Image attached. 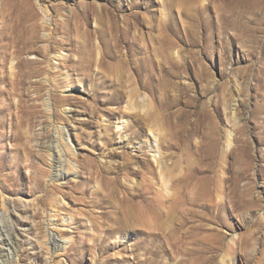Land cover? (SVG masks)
Segmentation results:
<instances>
[{
  "label": "rangeland",
  "instance_id": "1",
  "mask_svg": "<svg viewBox=\"0 0 264 264\" xmlns=\"http://www.w3.org/2000/svg\"><path fill=\"white\" fill-rule=\"evenodd\" d=\"M43 5L48 7L46 12ZM101 6L115 17L118 26L128 22L130 29L123 38L119 33V38L116 37V31L90 37L94 45L104 50L106 64L93 63L88 77L78 68L60 65L59 69H52V62L59 61L53 59L54 51L77 58L79 54L73 44L79 47L87 39L86 33L95 27V14L101 11ZM30 9L34 16L31 20L34 45L48 46L46 55L29 52L22 56L25 60H38L28 67L33 76L26 79L44 82L40 92L49 100L51 117L41 136L52 134L54 119L64 129V139L80 159L96 157L98 164L99 156H103L101 160L109 170L105 175L117 176L118 182L101 183L100 176L93 173L100 167L92 163L91 171L83 168L78 177L69 176L52 186L49 175L42 176L41 167L48 166L38 160L37 153L32 159L21 161L17 169L11 167L16 143L10 136L8 115L5 124L0 125V154L4 157L0 187L5 188H0V231L5 233L6 227L11 226L17 236L18 264H151V260L156 261L154 264H264V0H31ZM83 9L87 12L86 23L79 18ZM49 33L52 37L47 40ZM116 39L120 62L108 54L113 52ZM68 42L70 50L66 48ZM154 44L174 45L179 66L167 78L174 83L175 90L186 86L185 96L195 98L196 104L186 106L182 101L173 109H190L193 120L195 111L204 107L206 117L201 114L199 117L201 128L206 131L205 140L211 138L214 143L204 151L208 159L201 161L190 147L201 139V134L194 135L189 151L164 149L169 162L176 164L175 172L194 163L193 171H189L193 175L183 184L181 199L186 202L179 205L168 197L159 198L162 216L155 223L135 234L113 233L98 247L100 237L105 235L100 223L106 224L116 206L123 203L119 198L125 190L136 193L143 186L145 172L117 171L120 155L136 154L155 165L152 152L146 150L150 143L147 130L124 137L116 127L120 117L132 119L125 109L129 89L137 86L146 97H155L152 85L156 82L148 78L145 68L149 69V63L144 59L145 55H151L149 48ZM53 46L56 49L51 51ZM152 63L151 66L156 64ZM64 75L74 84L72 89H63ZM36 94L27 84L23 99L32 102L29 98ZM68 94L76 96L78 104L73 105L77 111L67 123L63 119L68 113L61 110L68 111L69 107L60 104V97ZM56 103L60 104L58 117L53 115ZM91 104L96 106L94 115L88 111ZM83 119L91 120L93 127L80 124ZM106 127L110 153L105 157L95 144L104 140ZM227 131L231 134L228 147ZM39 132L40 127L35 124L32 134ZM139 143L146 153H138L131 147ZM30 146L35 151L39 148L35 141ZM35 162L38 167L33 165ZM139 165L132 164L131 168L136 170ZM140 168L146 171L142 165ZM203 181L213 186L214 193L222 194L221 199L215 198L210 205L198 201L196 190ZM118 183H126L119 192ZM98 185L100 192L91 194ZM52 198L61 201L58 211L49 204ZM67 213L73 216L74 223L68 221ZM183 221L186 224L182 226ZM48 232L63 243L69 242L61 255L59 252L53 255L44 248V235ZM207 234L217 238L219 247L203 254L202 236ZM75 240L78 243L69 246ZM175 240L177 246L170 248L167 243ZM156 245L159 246L157 258L151 252ZM12 258L4 264H15Z\"/></svg>",
  "mask_w": 264,
  "mask_h": 264
},
{
  "label": "bare ground",
  "instance_id": "2",
  "mask_svg": "<svg viewBox=\"0 0 264 264\" xmlns=\"http://www.w3.org/2000/svg\"><path fill=\"white\" fill-rule=\"evenodd\" d=\"M30 5L31 0H0V83L4 84V86L0 87V113L4 112L3 116L0 115V125L5 124V119L9 115L10 136L16 143V150L13 156L14 160L10 162V166L17 169L20 166L21 161H28L29 158L32 159L35 153H37L38 160L42 164L48 166V168L41 167L43 172L42 176L49 175V180L51 181L52 186L55 185V182L68 179L69 176L78 177L81 175V170L83 168L91 171L92 163L97 167H100V170L97 169L93 173L100 176L101 183L109 184L113 182L117 184V176L107 177L105 175V173H109V170L101 160L104 159V157L99 156L98 164L96 163V157L88 158V156H85L80 159L79 154L76 153L64 139V129L58 124V122H55L54 119L52 122H54L55 126L52 134H47L45 138L41 136L42 130L44 131L51 117L49 115L48 107L49 100L48 98H44L43 94L40 92L45 87L44 82L37 83L36 81H27L26 79L33 76L32 71L28 69V67L33 63H37L38 60L29 61L25 60L22 56L29 52H37L46 55L48 46L46 44L41 47L34 45L32 36L33 23L31 21L34 16L31 12ZM101 7V11L95 14V27L93 30L87 31L86 33L87 39L85 38L80 43L79 47L72 43L76 53L79 54L76 59L73 57L69 58L68 54L63 55L61 53H55V46L50 48L51 51H54L53 59L59 58L57 63L52 62V69H59L60 65L64 68H78L88 77L93 63L97 65L106 64L104 50L98 44L94 45L90 37L93 35L102 36V34L105 35L108 32L112 33L113 31H116L117 33L114 35L118 37L119 33V37L123 38L127 35L130 29L128 30L127 28L128 22H124V25L118 26L115 17L107 12L105 6ZM47 8L46 5H43V10L45 12L47 11ZM86 14L87 12L85 9L81 10L79 13V18H82L85 23L87 18ZM49 35L51 34L49 33ZM47 37L48 38L46 39L48 40L52 35ZM62 41H65V39ZM88 44H91L90 48H88ZM70 45V43L69 45H66L67 50L71 49ZM116 47L117 39L113 42V48L115 50L113 49V52L108 54L114 59H117V62H120V59L117 58ZM174 49L175 47L172 44L166 47L154 44L151 46V49L149 48V53L151 55L144 56V59L149 63V69L145 68V71H148V78H153L156 82L155 85H152L154 86L152 89L155 93L153 99L140 93L136 88L137 86L126 92L127 99L125 109L129 112L127 115H130L132 119L128 120L124 116L119 118V120L121 119V122H118L116 126L119 129L118 134H121V136L124 137L131 135L137 136L141 131L147 130L150 134V143L148 146L146 145V150L152 152L155 165L153 166L145 158L141 159L136 154L124 153L120 155V161L116 166L117 171L131 170L138 173L145 172L142 174L143 186H141L136 193H132L130 190H125V193L119 198L123 203L116 206L115 211L112 212L113 215H109L106 224L103 222L100 223V228L105 230V235L102 238L100 237L102 240L98 247H101V244L106 237H110L113 233L124 231L135 234L136 232H141L142 228H147L146 226H149L151 223H155L162 216L159 208V203L161 202L159 198L168 197L170 200L173 199L175 204L179 203V205L186 202V199H181L184 188L183 184L187 183L191 178V175H193L191 174L192 172L189 171H193L194 167L192 165H194V163L191 162V164L188 166L186 165L187 167L183 170L181 168L178 172H175L176 164L172 160L169 162V158L164 149L184 148L188 150V146L190 145L191 140H193L192 138L194 135L201 134V139L193 145H190V147L194 150L193 152L197 154L200 161L208 159V156L207 154H204V151L212 146L214 141L211 138L210 140H205L206 131L201 128L202 120H200L201 118L199 117L201 115H203L204 118L206 117L203 109L204 107L202 108L201 106L199 111H195V114L197 115L193 120L190 118L191 113L193 112H191L190 109H173L182 101L186 103V106H191L195 101V98L185 96L187 93L186 86H181L175 90L174 83L167 78L168 75H173L175 72L173 68L179 66L177 57H174ZM152 62H155L156 64L154 65ZM150 63L153 64V67ZM182 67L183 66L180 65V68ZM153 68H156L158 72L155 73ZM67 76L64 75L66 79L65 84L62 86L64 90H68L69 88L72 89L74 87V84L71 83V79ZM27 84L28 89L32 87L34 91H37L34 98H29L32 102L23 99L24 88ZM156 92L158 95H156ZM53 95L56 97L55 94ZM16 96L18 98H16L17 100H14ZM91 97L92 94L89 95V98ZM60 104L68 105L69 107L68 111L61 110L62 113H68L63 119L68 123L70 116L77 111L73 105L78 104V98L69 94L62 95L60 97ZM60 104L56 103L55 106H53L54 117H58L57 108ZM88 111L90 112V115H94L96 113V106L91 104ZM38 113L40 115L39 118H37ZM35 124L40 127L41 132H39V134H32L33 126ZM80 124L87 128L93 127L91 120L89 119L80 120ZM91 134L93 133H90V135ZM230 135V131H227L226 147H228L231 142ZM207 136L209 137V135ZM76 138L78 139V134L76 135ZM103 139L104 140L100 141L101 144H95V147L102 150V155H105L106 157L110 153V151L107 150L110 145L107 127L104 130ZM31 141H35V146L39 147L37 151L30 146ZM129 144L130 142L126 143V145ZM131 147L138 151V153L140 151L143 154L146 153V150L144 151L143 146L140 143L137 144V146L133 144ZM2 155L3 154H0V166L4 162V157ZM113 156L116 155L113 154ZM138 163L142 165L146 171L140 168V165L136 170L131 168L132 164ZM33 165L38 167L36 162ZM157 168H159V172H157ZM118 186L119 189H116L119 192L121 187L126 186V183H118ZM212 187H210L209 182L207 181L199 183L198 189L196 190V199L202 201L203 204L209 205L214 202L215 198L221 199L222 194H219V192L214 193ZM0 188L5 190L4 187ZM100 190L101 188L99 186L97 189L92 190L91 194H97ZM50 192L53 191L50 189ZM156 202L157 204H155ZM60 203L61 201L59 202L54 198L49 200V204L52 205L54 209H57V211L59 210ZM181 212L183 213V211ZM67 216L69 217L68 221L74 223L75 220L73 219V216L70 213H67ZM185 220L187 221V217ZM184 224H186V222L183 221L182 226ZM58 232L60 235L63 233L60 229ZM44 236V248L47 251L51 250L53 255H55L56 252H59V255L62 254V251L65 252V246L69 242L63 243L60 238L50 232ZM202 237L205 241V245L202 247L203 254L219 247V241L217 238L213 237L212 234H207ZM173 239H175V237ZM173 239L172 241H174ZM177 239L178 238H176V240ZM179 239H183V233L179 236ZM176 240L175 242L167 243L170 248H173V246L176 245ZM76 243H78V240H75L74 243L70 242L69 246H73ZM157 246L158 245L155 247L152 246L151 248L152 256L156 258L159 255ZM16 250H18V238L14 235L12 227L7 226L5 233L0 231V264L10 261L11 257L15 260V264H18L19 261L17 260L18 254L16 253ZM18 259L20 260L21 257ZM154 263H156V261L151 260V264ZM57 264L62 263L59 262Z\"/></svg>",
  "mask_w": 264,
  "mask_h": 264
}]
</instances>
